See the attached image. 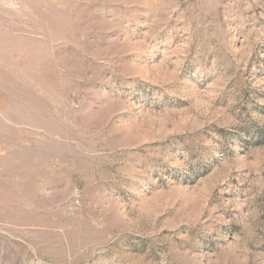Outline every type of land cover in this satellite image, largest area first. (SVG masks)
Instances as JSON below:
<instances>
[{"label": "rangeland", "instance_id": "rangeland-1", "mask_svg": "<svg viewBox=\"0 0 264 264\" xmlns=\"http://www.w3.org/2000/svg\"><path fill=\"white\" fill-rule=\"evenodd\" d=\"M0 264H264V0H0Z\"/></svg>", "mask_w": 264, "mask_h": 264}]
</instances>
